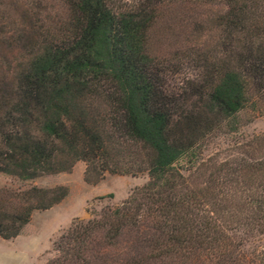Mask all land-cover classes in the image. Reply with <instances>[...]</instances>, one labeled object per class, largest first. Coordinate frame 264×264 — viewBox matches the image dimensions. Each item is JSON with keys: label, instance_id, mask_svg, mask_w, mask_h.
Wrapping results in <instances>:
<instances>
[{"label": "trees", "instance_id": "obj_1", "mask_svg": "<svg viewBox=\"0 0 264 264\" xmlns=\"http://www.w3.org/2000/svg\"><path fill=\"white\" fill-rule=\"evenodd\" d=\"M25 1L0 0V172L33 181L85 162L93 185L149 177L122 205L75 221L48 264H264V137L198 163L206 141L264 113V0ZM182 2L219 10L193 17L217 42L177 91L152 34ZM67 196L0 192V237Z\"/></svg>", "mask_w": 264, "mask_h": 264}, {"label": "rangeland", "instance_id": "obj_2", "mask_svg": "<svg viewBox=\"0 0 264 264\" xmlns=\"http://www.w3.org/2000/svg\"><path fill=\"white\" fill-rule=\"evenodd\" d=\"M25 4V0H15ZM44 5L57 7V0H42ZM201 9V8H200ZM219 9L204 7L194 11L190 3L182 2L164 10L165 18L152 34V52L163 62L166 82L170 89L180 91L187 81L199 73L192 62L198 52L215 48L217 34L197 33L193 17L196 13L208 15ZM252 112V111H251ZM250 111L241 117V128L237 134L218 133L206 141L199 154L198 163L210 160L223 163L239 156L240 148L250 150L248 145L256 138L264 137V113ZM252 120V122H250ZM183 168H190L188 163ZM188 168V169H189ZM87 164L76 163L72 172L45 175L33 181H21L0 172V192H18L33 187L56 189L64 187L68 196L59 204L46 211L33 213L31 222L21 235L12 240L0 237V264H48L56 257L55 243L77 220H89L107 208H114L126 202L133 191L149 182L147 174L121 176L106 174L97 185L86 181ZM113 195L112 197H109Z\"/></svg>", "mask_w": 264, "mask_h": 264}]
</instances>
